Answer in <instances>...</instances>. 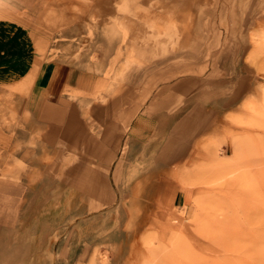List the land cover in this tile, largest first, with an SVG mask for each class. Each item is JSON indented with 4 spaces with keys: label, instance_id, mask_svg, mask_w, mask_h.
<instances>
[{
    "label": "rangeland",
    "instance_id": "374dc122",
    "mask_svg": "<svg viewBox=\"0 0 264 264\" xmlns=\"http://www.w3.org/2000/svg\"><path fill=\"white\" fill-rule=\"evenodd\" d=\"M40 11L0 24V125L13 136L0 174L53 169L18 229L0 227V264L51 259L53 245L34 247L47 237L54 254L62 239L78 254L91 244V263L264 264V0H43ZM51 61L86 62L94 87H46ZM159 92L214 112L207 129L193 122L189 163L151 179L162 195L136 201V186H111L107 151Z\"/></svg>",
    "mask_w": 264,
    "mask_h": 264
},
{
    "label": "crops",
    "instance_id": "0c3cea01",
    "mask_svg": "<svg viewBox=\"0 0 264 264\" xmlns=\"http://www.w3.org/2000/svg\"><path fill=\"white\" fill-rule=\"evenodd\" d=\"M42 2L43 0H0L1 10L10 17L0 18V24L4 23L3 19L11 23L16 22L17 24L19 22L21 24L29 22L31 16L41 12ZM96 81V72L90 70L86 62L76 64L67 61L49 62L43 70L40 79V83H43L46 87L56 88L57 86H62L63 88L69 87L79 90L92 89ZM189 81L194 82L193 79ZM185 82H181L180 88L177 90H185L186 85H182ZM177 94V92H173V95L168 97L165 93L159 92L154 97L149 98L132 116L127 127V132L123 135L124 142L119 147L117 143H114L109 151H107L111 154L108 159L109 170L111 171L109 182L118 193L124 186L133 185V187H137L134 193L140 195V197L134 198V200L142 202L156 201L157 196L162 195L158 185L162 186L165 183H151V179L158 180L160 177L166 176L168 171L173 169L174 165L175 167H181L183 164L189 163L193 145L199 138L191 130L193 122H199L200 120L199 130L207 129L211 126L210 122L214 110L212 105L208 104V99L199 96L192 97L193 93L183 97L179 106L172 107V104L174 103L175 105V101L178 99ZM186 99L192 101L191 108H183ZM35 113L36 115L38 114L37 110ZM202 122L204 126L201 125ZM73 129H75V125H69L67 133L71 134ZM12 138L13 136L0 125L1 150L5 151L7 143H11L9 139ZM2 146L4 147L3 149ZM4 163L0 162V165L3 166L5 165ZM144 163H151V165L144 166ZM151 166L155 169L151 174L138 170H148ZM52 169L53 167H50L46 163L43 167L37 165L31 167L28 173L25 169L19 168V172H14L13 176L7 173L0 174V227L18 229L14 224L11 226V223H16L18 218L24 216L26 211H24L22 206L25 201H28V195H31L34 188L38 187L39 182L40 187L49 185L50 181L48 179L50 174L48 170ZM36 170H39L41 173L36 172ZM43 170L46 172H42ZM135 171L136 173L133 176L132 174ZM37 174H40L41 178L47 177V181H39L38 177H36ZM128 178H132L133 182L130 180L125 182ZM64 179H68V177H63L62 175V180L64 181ZM150 184L155 186L152 192ZM36 191L38 192V190ZM129 192L126 190L122 193L128 194ZM49 198L46 197L45 200L48 201ZM185 200L186 190L184 189L177 190L172 197L173 204L179 203L180 205ZM41 239L34 246L37 249L41 246L43 247L45 242L48 247L50 244L54 247L56 243L50 242L48 237ZM62 243L61 249L56 254H54V248L52 247L53 254L51 259L39 262L37 259L35 264H100L97 261L91 263V244L89 245L85 242L82 251L78 254L79 243L69 242V238L62 239Z\"/></svg>",
    "mask_w": 264,
    "mask_h": 264
}]
</instances>
